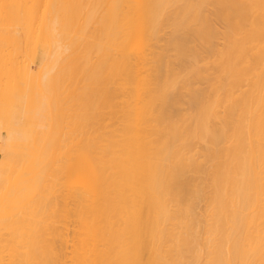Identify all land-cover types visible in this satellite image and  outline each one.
Instances as JSON below:
<instances>
[{
	"label": "bare ground",
	"instance_id": "6f19581e",
	"mask_svg": "<svg viewBox=\"0 0 264 264\" xmlns=\"http://www.w3.org/2000/svg\"><path fill=\"white\" fill-rule=\"evenodd\" d=\"M0 151V264H264V0H0Z\"/></svg>",
	"mask_w": 264,
	"mask_h": 264
},
{
	"label": "rangeland",
	"instance_id": "374dc122",
	"mask_svg": "<svg viewBox=\"0 0 264 264\" xmlns=\"http://www.w3.org/2000/svg\"><path fill=\"white\" fill-rule=\"evenodd\" d=\"M1 156H2V154H1V151H0V157H1ZM202 204H203V202L201 203V205H202ZM200 208H202V207H200ZM200 208H199V209H200Z\"/></svg>",
	"mask_w": 264,
	"mask_h": 264
}]
</instances>
